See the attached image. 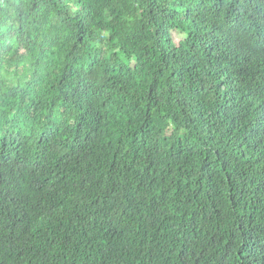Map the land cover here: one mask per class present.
<instances>
[{
    "label": "trees",
    "instance_id": "1",
    "mask_svg": "<svg viewBox=\"0 0 264 264\" xmlns=\"http://www.w3.org/2000/svg\"><path fill=\"white\" fill-rule=\"evenodd\" d=\"M0 264H264V0H0Z\"/></svg>",
    "mask_w": 264,
    "mask_h": 264
},
{
    "label": "rangeland",
    "instance_id": "2",
    "mask_svg": "<svg viewBox=\"0 0 264 264\" xmlns=\"http://www.w3.org/2000/svg\"><path fill=\"white\" fill-rule=\"evenodd\" d=\"M183 39H185V36L184 35L179 34V33H175L174 34V40H175L176 44H178Z\"/></svg>",
    "mask_w": 264,
    "mask_h": 264
}]
</instances>
